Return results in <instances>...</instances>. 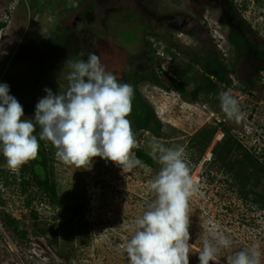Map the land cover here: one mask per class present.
Segmentation results:
<instances>
[{"label": "rangeland", "instance_id": "1", "mask_svg": "<svg viewBox=\"0 0 264 264\" xmlns=\"http://www.w3.org/2000/svg\"><path fill=\"white\" fill-rule=\"evenodd\" d=\"M208 1L200 0L197 21L207 16L204 26L212 25L218 32L213 34L226 40L227 28H218L215 23L222 13L202 7L201 3ZM187 2L0 0V20L6 25L0 34V84L9 86V95L16 90L24 91L25 95L19 94L22 100L35 86L32 100L21 105L22 119H32L35 105L46 95L44 89H51L53 94L66 89L69 63L86 60L89 53L99 56L105 70L115 75L119 83L123 76L130 78L135 73L138 78L144 77L135 87L137 95L141 94L154 106L163 124V136L155 138L149 130L133 129L139 145L136 149L149 154L153 140L166 147L183 146L191 175L198 185L197 193L189 202V264H199L203 242L206 238L212 240L214 233L227 236L232 243L229 248L221 249L216 260L209 264H226L228 256L253 247L260 253L258 264H264V209L252 202L254 193L263 191L264 181L252 180L247 190H253V194L242 198L236 180L213 161L211 154L215 143L228 134L264 166V52L250 45V39L255 37L264 48V0H232L234 14L241 24L232 17L230 22L236 23L237 44L242 51L232 62L235 54L232 56L231 47L220 38L217 41L221 49L213 50L214 56L217 55L232 73V84L223 86L212 77L213 84L221 90L200 98L197 91L202 86L198 79L206 64L204 61L202 65L196 63L199 75H193L188 69L184 71V67L193 64V56L212 48L215 43L206 32L193 40L189 34H195L194 29L189 28L188 23L181 26V18L193 19ZM168 33L174 46L170 51L175 50L183 60L178 69L171 63L168 48L153 36ZM153 49L162 57L158 59ZM139 65L144 71L137 70ZM152 67L157 72H169L177 80L183 79L184 71L188 79L182 80L185 83L179 92L143 87ZM255 68L261 72L257 73ZM237 77L250 84L251 93L241 87ZM222 91H229L239 101L244 114L242 120L226 117L220 107ZM135 114L132 111L127 117L131 125L136 121ZM207 129H215V133L200 155L191 139ZM165 136H169L167 143L163 141ZM40 142L47 159L46 179L38 184L32 182L24 193L19 170L10 171L0 155V199L3 202L0 206V264H128L123 248L134 230L135 218L153 198L148 184L159 171V165L155 162L152 167L123 170L114 162L97 156L92 158L88 168H76L63 164L55 156L50 142ZM3 170L10 176L8 184L1 174ZM30 176L27 174L25 178L29 180ZM47 184L55 185L58 198L66 205L72 204V194L83 191L84 216L72 220L54 208L45 190Z\"/></svg>", "mask_w": 264, "mask_h": 264}, {"label": "clouds", "instance_id": "2", "mask_svg": "<svg viewBox=\"0 0 264 264\" xmlns=\"http://www.w3.org/2000/svg\"><path fill=\"white\" fill-rule=\"evenodd\" d=\"M68 66L67 88L57 94L45 88L32 119H22L23 107L9 95V86L0 84V155L8 169L17 172L35 160L40 141L50 142L55 156L67 166L88 168L92 158L99 156L123 170L144 168L132 151L139 145L127 118L132 111V85L119 83L94 53ZM219 99L228 119L244 118L239 101L229 91L220 92ZM150 148L149 155L159 165L148 184L153 198L135 218L123 251L128 264H189V202L198 185L183 146L166 147L153 140ZM231 243L221 233L206 238L199 264L214 262ZM259 255L255 247L240 250L228 256L226 264H258Z\"/></svg>", "mask_w": 264, "mask_h": 264}, {"label": "trees", "instance_id": "3", "mask_svg": "<svg viewBox=\"0 0 264 264\" xmlns=\"http://www.w3.org/2000/svg\"><path fill=\"white\" fill-rule=\"evenodd\" d=\"M229 2V8L233 10L232 7V0H228ZM6 27L5 22L0 20V31ZM155 38L160 39L163 45H166L168 48L167 53L171 55L172 60L176 64V66H181L183 64V60L179 57L177 52L174 50L172 53L170 49H172L174 46L170 43V38L168 36L159 35V37L154 34ZM250 45L257 48L260 51H263L262 48L257 43H254L250 41ZM151 44H148V48L150 51ZM177 50V48L175 46ZM158 59L159 56H156ZM193 61V64H185L186 67H184V71L188 69L193 75L198 74V72L195 70L196 63H200L202 65L201 61H204L206 64L202 68V74L199 75V82L201 83L202 87H199L197 91V97L200 98V96L209 95L212 93H215L217 91H220V87L216 84H213L211 78L214 77L220 84L224 86H230L232 83L230 80H228V69H226L217 59L214 54L212 55L211 59H200L199 55L193 56L191 58ZM149 62L152 63V60L149 58ZM192 66V67H191ZM137 70L144 71L142 69V66L139 65L137 67ZM152 73L147 77L145 84H143V87H148L149 89H164L166 91L172 90L179 92V90L184 86V79H188V76L186 73H181L182 80H177L174 75H171L169 72H164L160 70L159 72L156 71L155 67H152ZM144 78H138L137 74L135 73L130 78H127V76H123V79H120L122 83H129L134 86V97L132 100V111H134L135 114V123L132 125V130L136 129H146L151 131V133L154 135L155 138H162L163 136V124L161 120H159L155 114L154 106L150 105L146 100L140 96L138 97L139 93L137 92L138 89L135 87L139 83V81ZM130 79H133L132 81ZM166 79V80H165ZM197 80V81H198ZM119 82V80H117ZM142 87V88H143ZM35 86L32 90L27 92V98L21 99L22 95H25L24 91H15L11 96L15 97L17 101L19 102L20 99L22 101L21 105L25 106L32 100V92L34 91ZM246 90V88H244ZM15 94H18L19 97H16ZM138 94V95H137ZM196 95V94H195ZM138 98H137V97ZM196 97V100H199V98ZM195 100V99H194ZM131 111V112H132ZM134 115V114H133ZM133 130V131H134ZM225 130V129H224ZM215 133V129H207L202 130L200 133L196 134L192 139V145L198 149L200 155L205 151V149L208 148L209 144L211 143V140L213 138V135ZM35 135H38L37 133H34ZM169 136L164 137V143H167V139ZM232 138L230 135L226 134V137L223 136L222 141L215 143L211 150L212 159L215 163H218L221 168H224L226 173H229L232 175L234 180H236L237 184L239 185V191L242 196V198L247 199L248 195L253 194V190H247L248 185L252 180L259 182L260 180L264 181V166L262 164H259L257 159L247 152L246 150H243L241 144H239L237 141L231 140ZM54 154H55V148ZM240 150H243V152H240ZM133 153L135 154V157L141 160L144 165L152 167L155 165V161L152 159V157L149 154H146L142 152L141 150H138L134 148ZM47 159L44 156V150L42 148L41 142L39 147L38 156L35 160H32L28 162L27 164L23 165L19 169V177L21 178L20 185L22 192H26V187L31 185V183L38 184L39 182L45 181L46 179V173H45V164ZM1 174H3L5 184H8V178L10 177L7 175L6 171H1ZM31 175L30 179L27 180L25 178L26 175ZM255 185V184H254ZM46 193L49 197V203L59 211L67 214L70 219H76V218H82L84 216V202H85V196L83 191L76 192L75 194H72L71 196V205L64 204L57 196L56 188L54 184H47ZM252 202L255 204H258L262 209H264V186L263 191L254 193V198L252 199ZM3 204L2 200L0 199V206Z\"/></svg>", "mask_w": 264, "mask_h": 264}, {"label": "flooded vegetation", "instance_id": "4", "mask_svg": "<svg viewBox=\"0 0 264 264\" xmlns=\"http://www.w3.org/2000/svg\"><path fill=\"white\" fill-rule=\"evenodd\" d=\"M196 1H197V3H196ZM201 2H204V1H201ZM199 3H200V0H188L187 4H189L191 6V9H190L191 10L190 17L192 16L193 19L186 20V18H184V17L180 19L181 20L180 21L181 26H184L185 23H188L189 24V28H193L194 29V33L195 34H192V33L189 34V33H187L188 31H185L187 34L192 35V39L193 40H195V39L197 40V38H198L197 35L201 34V32H203V33L206 32V33H208V34L211 35V38H212V40L215 43V44L213 43L214 46H212V48L209 47L208 49H205L202 53L197 54V55H199L200 59H202V58H204L205 60L208 59V58L211 59L212 55L214 54V51H213V50H215L214 48L217 47V48L221 49V47H220V45H219V43L217 41V39L220 38V39H223L224 42L226 41V43L231 47V51L233 52L232 56L235 54V56L232 58V62H233V60H237L238 59L239 52H241L242 50H240L241 49L240 48V45L237 44V42L239 40V34H238V28L237 27H234V24L236 25L235 22H237L240 25L241 24L240 23L241 20L239 18H237L235 16L233 10L229 8V2H228V0H210L207 3L205 2L204 4L201 3L202 4V7H205L206 9H209L211 12L213 10H217L218 12H221L222 13V14L219 13L220 15L216 19L215 23L218 24V28L221 27V26H225L227 28L228 32L225 35L226 40L221 35L220 36H215L213 34L214 32L216 33L217 31L212 28V25L207 24V26H204L207 23L206 22L207 21V16L203 15L202 16L203 20L201 22L197 21V13L196 12L199 11V7H200ZM223 16L225 18L222 19ZM230 17H232L233 19H235V22L234 23H231L230 22ZM221 24H223V25H221ZM2 31H3V29L0 31V34H1ZM170 35L171 34L168 33V35L165 34L164 36H168L171 39ZM215 41H217V42H215ZM250 41H252L254 43H257L260 47L262 46L261 45V41L258 40V38L253 37L252 39H250ZM262 49H263V51H260V50L259 51L263 53L264 52V48H262ZM247 52L249 54L251 51L250 50H247ZM159 57H162V56H159ZM216 57H217V55H216ZM171 63L173 64V67L174 68L178 69L179 66H176V64L174 63V61L172 60V58H171ZM220 63L223 65L222 62H220ZM225 68L228 69V71H229V68H227V67H225ZM255 69H256L255 71L257 73H260L261 72L260 69H258V68H255ZM237 78H238V81H240V83H241V87L242 88H246V90L249 93H251V91H250V84H247L246 82H244V80H241L240 77H237ZM228 80H230L231 83H232V73L230 74V72L228 73Z\"/></svg>", "mask_w": 264, "mask_h": 264}, {"label": "built area", "instance_id": "5", "mask_svg": "<svg viewBox=\"0 0 264 264\" xmlns=\"http://www.w3.org/2000/svg\"><path fill=\"white\" fill-rule=\"evenodd\" d=\"M156 54L159 55V56H161L160 53H159V51H157ZM217 139L218 140L221 139V136L220 137H217Z\"/></svg>", "mask_w": 264, "mask_h": 264}]
</instances>
